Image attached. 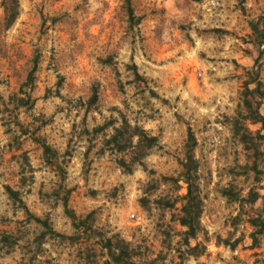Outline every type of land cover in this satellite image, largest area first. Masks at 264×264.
I'll return each mask as SVG.
<instances>
[{"label": "rangeland", "instance_id": "obj_1", "mask_svg": "<svg viewBox=\"0 0 264 264\" xmlns=\"http://www.w3.org/2000/svg\"><path fill=\"white\" fill-rule=\"evenodd\" d=\"M10 1L0 0V264H108V236L153 264H261L264 234L249 248L248 218L264 217V145L244 147L232 130L244 80L257 73L264 89V37L250 26L264 32L259 0L251 10L129 0L131 20L127 0H45L47 11ZM254 98L264 115V94ZM123 116L158 137L142 164L105 143ZM188 126L203 196L194 251L179 235L180 200L167 205L185 191Z\"/></svg>", "mask_w": 264, "mask_h": 264}, {"label": "trees", "instance_id": "obj_2", "mask_svg": "<svg viewBox=\"0 0 264 264\" xmlns=\"http://www.w3.org/2000/svg\"><path fill=\"white\" fill-rule=\"evenodd\" d=\"M13 9L17 7V0L10 1ZM127 13L128 18L131 20L133 18V11L127 0ZM15 17V13L12 12L11 17H9V22H11ZM251 29L259 31L256 36L264 37V32H260L256 23L250 24ZM262 33V35L260 34ZM244 96H243V106L244 112H238V114L232 118V130L234 134L238 135L240 142L244 147L250 148L254 146L255 149L257 141H261L264 145V115L259 110L258 100H255V96H262L264 94V89H261V80L256 73L252 78L244 80ZM250 83H255L253 87H250ZM95 95V94H94ZM248 123L259 124V128L256 130H251ZM103 126H100L97 130H101ZM188 136L186 140V150L185 157L180 161L181 172L179 178H175L177 181L182 180L185 184V191L180 195L179 199L171 202H167L168 206L176 205L177 201L180 200L179 212L177 215V222L182 227L179 231L181 241L189 247L190 251H194L197 244L194 246H189L190 239H196L199 232L202 231L201 225V214L203 209V196L201 194L200 186L198 183V166L197 160L192 153V146L194 144V135L191 128L188 126ZM136 137L135 143L134 138ZM255 140V141H254ZM105 143L112 149L117 151L125 152L131 150L134 157L131 159L130 163L142 164V159L146 154L147 149L153 147L158 143V137L156 135H149L145 129L138 126L137 124H131L124 116L122 123L118 126L113 127L112 133L106 138ZM44 152H50L55 155V150H52L49 145L43 144ZM264 153V150H263ZM120 166H122L127 171L132 168L124 158L118 160ZM252 167L256 168L254 163ZM174 179V178H172ZM8 192L15 195L16 192L11 188H7ZM227 193V192H225ZM258 196L255 193L252 196V201H254ZM64 210L70 218H72L74 225L78 226L75 213L68 208L66 198L62 202ZM37 221H41L44 225H47L46 220L36 218ZM248 222L254 227L250 231L251 244L249 248L255 249L260 245V235L264 234V217L255 216L249 217ZM47 227H49L47 225ZM50 231H53L49 228ZM237 241V240H236ZM230 248L234 249L235 242L229 243ZM107 248V263L108 264H153L154 260L145 261L136 258V253L133 251L130 243L123 238H115L114 236H108L105 238V243L103 244ZM191 255H198V252H190ZM258 260L254 261L257 262ZM245 264H250L246 262ZM264 264V259L261 261Z\"/></svg>", "mask_w": 264, "mask_h": 264}, {"label": "clouds", "instance_id": "obj_3", "mask_svg": "<svg viewBox=\"0 0 264 264\" xmlns=\"http://www.w3.org/2000/svg\"><path fill=\"white\" fill-rule=\"evenodd\" d=\"M233 2H235V0H233ZM254 3L255 0H246V5L249 8V10H251L254 7ZM33 4L35 7H41L42 5L45 6V11H47V5L45 0H33ZM259 4L260 6H264V0H259ZM107 104H105L102 108L101 111L103 112V115L105 117H107L109 115V113L107 111H105V109L107 108ZM111 115H116L115 112H112ZM135 143V140L133 141ZM0 179H6V178H0Z\"/></svg>", "mask_w": 264, "mask_h": 264}]
</instances>
